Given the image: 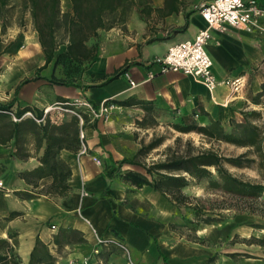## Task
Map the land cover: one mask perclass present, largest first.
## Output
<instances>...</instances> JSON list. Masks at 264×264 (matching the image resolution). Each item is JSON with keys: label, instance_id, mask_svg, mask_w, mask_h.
<instances>
[{"label": "crops", "instance_id": "0c3cea01", "mask_svg": "<svg viewBox=\"0 0 264 264\" xmlns=\"http://www.w3.org/2000/svg\"><path fill=\"white\" fill-rule=\"evenodd\" d=\"M206 1L149 0L146 5H136L124 24L99 30L98 53L73 85H59L47 79L52 63L39 71L46 78L21 83L24 78L33 77L44 63L30 16L29 28L18 27L15 39L0 35V50L8 51V47L14 46L17 52L12 70L0 66V90H7L0 103L14 99L11 112L25 106L31 108L34 116L43 112L38 142L32 132L24 129L17 144L13 139L0 142V179L8 190H0V236L6 237L9 231L17 234L16 251L24 264L37 236L53 256L48 264H67L68 260L83 256H90L91 264H124L114 247L93 253L97 236L112 235L126 242L138 264H221L226 258L224 254L214 257L209 247L181 239L171 227L179 223L176 206L149 185L136 187L124 181V172L116 168L123 158L132 159L136 154L130 157L115 146V142H124L119 132L134 122L140 125L155 109L179 115L186 121L198 119L201 124L208 121L206 112L223 124L230 118L243 120L242 111L248 102L243 89L234 94L228 86L219 84L209 91L193 76L163 71L154 62L170 44L192 39L204 27L198 8ZM257 1L264 5V0ZM60 2L70 7L69 0ZM206 49L219 80L246 78L264 60V36L226 27L211 32ZM77 97L94 105L107 101L115 106L105 117L83 115L88 154L79 156L76 139L68 134L55 140L52 145L58 146L59 157L68 164L71 174L67 190L60 194L50 192L52 175L37 178L25 172L41 164L49 147L45 145L49 139L46 114L51 117L53 129L67 131V120L61 121V117L68 111L52 109L47 113L44 107ZM22 117L24 128L27 116ZM75 118L79 122L76 115ZM17 146L21 147L19 154H15ZM93 155L99 163L92 160ZM11 212L16 214L7 218ZM70 230L74 232L69 235ZM211 255L213 259L207 261ZM241 263L264 264V260L250 257Z\"/></svg>", "mask_w": 264, "mask_h": 264}, {"label": "trees", "instance_id": "16d2710c", "mask_svg": "<svg viewBox=\"0 0 264 264\" xmlns=\"http://www.w3.org/2000/svg\"><path fill=\"white\" fill-rule=\"evenodd\" d=\"M70 7L61 9L60 0H22V7L28 11L34 30L41 47L44 63L36 69L33 77L24 78L21 83L36 78H46L39 71L52 63L53 69L50 82L59 85L76 84L83 70L93 62L98 53L99 30H106L117 24H124L136 5H146L149 0H69ZM3 6L6 0H0ZM124 71V68L121 70ZM77 74V75H75ZM118 72L108 77L106 82L116 77ZM105 82V83H106ZM17 87L15 89L16 93ZM260 93V92H259ZM260 94H258L259 96ZM258 96L253 98L254 103H259ZM62 99L60 101H66ZM14 104V99L6 103H0V142L5 143L11 139L15 144L20 140L22 130H29L39 141V130L42 129V111L35 117H26V126L21 127L22 115L31 108L25 106L17 108L14 115L19 118L13 120L9 111ZM208 121L200 124L195 120L189 122H174L172 127L179 132L188 133L195 131L209 141H223L235 146L246 147L244 152L238 155L225 156L212 147L202 145L194 146L190 139L185 141L180 148V137L175 138V146H167L164 159L145 164L138 160V156L146 154L157 147L163 141L162 137L152 138L147 144H142L132 159L121 160V163H129L139 166L143 172L127 170L123 173L124 181L141 187L146 184L164 195L176 208L190 207L197 221L204 223L221 220V212L204 204L200 196H191L183 192V188L189 183V179L205 180L210 190L217 191L231 200L229 209L236 212L258 211V198L264 195V124H258L251 120L250 116H261L256 110L242 111L243 120L237 121L230 118L226 123L214 119L206 112ZM46 131L49 139L45 145L48 147L44 153L41 164L25 175H34L37 178L52 175L50 192L63 193L68 189L67 178L71 171L68 164L59 157L58 146L52 145L58 138L76 139L79 122L75 115L67 112L61 121L67 120V131L59 132L53 129L52 120L46 114ZM145 122L141 121L143 125ZM20 146H17L15 154H19ZM252 154V156L250 155ZM256 162L261 180L253 181L244 179L232 173L227 165L244 167ZM110 175V172H109ZM28 195H30L28 193ZM209 200V199H207ZM11 212L7 218L15 215ZM219 214L220 218L214 215ZM74 230L69 231V235ZM68 235V234H67ZM56 240V239H55ZM58 241V240H57ZM264 243V239L258 240ZM17 234L9 231L6 237L0 236V264H23L19 257L17 246ZM165 259V257L163 256ZM53 261L49 248L38 236L30 253L27 264H48Z\"/></svg>", "mask_w": 264, "mask_h": 264}, {"label": "rangeland", "instance_id": "374dc122", "mask_svg": "<svg viewBox=\"0 0 264 264\" xmlns=\"http://www.w3.org/2000/svg\"><path fill=\"white\" fill-rule=\"evenodd\" d=\"M60 5L62 10L69 8L61 2ZM28 17V11L22 7V0H6L5 5L2 6L0 4V35H6L8 38L14 37L15 39L18 35V27L25 30L29 28L27 26ZM12 42L15 41L12 40ZM14 49V46H10L7 48L8 51L0 50V66L8 67L12 70L13 66H15L14 55L17 53ZM252 69H254L255 73H251L245 78L243 87L248 101L245 102L244 106L248 112L252 110L260 112L261 116L258 119L256 116H250V118L262 125L264 124V60ZM257 72H259L258 76H255ZM5 93H7V90H0V97L4 96ZM258 94L260 95L258 96ZM255 96H258L259 103L253 102ZM70 108L73 107L70 106ZM194 120L200 123L198 119ZM184 121L186 120L179 115L155 109L151 114L145 116L143 125L134 122L119 132V137L124 142H115V146L126 151L130 157H133L142 144H147L152 138L162 137L163 141L160 145L149 150L146 154L138 156L137 159L145 164L164 159L166 147L169 145L175 146L176 137L181 138L180 148L184 147L187 139H190L194 146L212 147L225 156L238 155L246 150V147L235 146L223 141H209L195 131L182 133L172 127V123ZM226 127L229 129L227 123ZM250 155L252 156V154ZM119 167L121 172H126L130 167L143 171L139 166L132 167L123 163L116 165L117 169ZM227 167L232 173L244 179L261 180L256 162L244 167L229 165ZM183 192L191 196L202 197L204 204L214 208L215 212L219 210L222 217L220 221L213 220L212 222L204 223L196 220L190 207L176 208L175 214L178 216L179 223L177 225L172 224L171 227L181 239L209 247L214 252V257L224 254L226 258L221 264H242L243 260H247L250 257L264 260V243L258 241L264 239V195L258 198V211L250 213L248 211L236 212L234 209L226 208L236 201L207 188L205 180L190 178L189 183L183 188ZM214 216L220 218L219 214ZM212 259L213 255L206 260L211 261ZM133 262L138 264L134 260Z\"/></svg>", "mask_w": 264, "mask_h": 264}, {"label": "built area", "instance_id": "2783aa9c", "mask_svg": "<svg viewBox=\"0 0 264 264\" xmlns=\"http://www.w3.org/2000/svg\"><path fill=\"white\" fill-rule=\"evenodd\" d=\"M198 12L205 23L204 27L200 28L192 39L170 44L165 54L156 57L154 62L158 63L163 71H179L193 76L202 82L209 91L219 84H224L229 87L232 93L237 94L243 89L245 78L238 76L219 80L214 73L213 62L206 49L207 44L213 30H223L226 27L243 29L264 36V5H261L257 0H208L199 6ZM130 84L133 85L134 82L130 80ZM114 106L113 103H107V101L94 105L84 98L77 97L47 105L43 110L44 112L52 109L71 111L77 116L80 122L77 132V154L80 156L88 154L90 149L82 126L83 115L88 114L92 118L105 117ZM9 113L13 120L19 119L13 112L9 111ZM25 115L40 121L32 111H26L22 116ZM91 158L95 163L100 162L97 156L93 155ZM0 190L8 192L1 179ZM51 228L54 229L55 225L52 224ZM111 247L121 253L124 264H134L128 245L118 236H97L93 253L99 254L101 248ZM67 264H91V257L83 256L81 259H71L67 261Z\"/></svg>", "mask_w": 264, "mask_h": 264}, {"label": "bare ground", "instance_id": "6f19581e", "mask_svg": "<svg viewBox=\"0 0 264 264\" xmlns=\"http://www.w3.org/2000/svg\"><path fill=\"white\" fill-rule=\"evenodd\" d=\"M48 113V112H47ZM68 113L73 114L71 111H68ZM74 115V114H73Z\"/></svg>", "mask_w": 264, "mask_h": 264}]
</instances>
